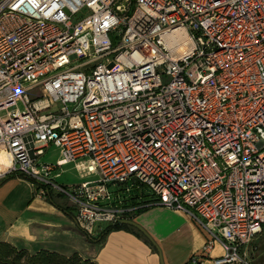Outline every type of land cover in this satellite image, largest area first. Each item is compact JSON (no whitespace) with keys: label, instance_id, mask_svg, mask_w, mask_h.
I'll list each match as a JSON object with an SVG mask.
<instances>
[{"label":"built area","instance_id":"built-area-1","mask_svg":"<svg viewBox=\"0 0 264 264\" xmlns=\"http://www.w3.org/2000/svg\"><path fill=\"white\" fill-rule=\"evenodd\" d=\"M0 112V178L65 196L84 233L161 205L205 232L190 264H256L264 0H0Z\"/></svg>","mask_w":264,"mask_h":264},{"label":"crops","instance_id":"crops-1","mask_svg":"<svg viewBox=\"0 0 264 264\" xmlns=\"http://www.w3.org/2000/svg\"><path fill=\"white\" fill-rule=\"evenodd\" d=\"M63 169L58 178L64 173L78 177L77 182L66 181L64 184L81 181L71 164ZM54 194L51 197L58 205L69 207L68 200ZM69 212L37 196L25 178L10 177L0 184V240L30 252L40 249L61 254L77 252L96 264H190L191 256L197 253L206 239L205 232L187 215L155 205L140 211L133 219L148 236L128 225L140 234L121 228L108 233L103 243H96L87 239L76 225L70 208ZM99 231L94 230L90 236H96ZM215 252H220L218 246ZM198 264L212 263L204 258Z\"/></svg>","mask_w":264,"mask_h":264},{"label":"trees","instance_id":"trees-1","mask_svg":"<svg viewBox=\"0 0 264 264\" xmlns=\"http://www.w3.org/2000/svg\"><path fill=\"white\" fill-rule=\"evenodd\" d=\"M22 177L29 179L20 174L13 173L6 175L0 180V184L10 177ZM45 198L54 204L56 207L63 209L66 213L69 212V207H62L58 205L51 197L50 190L46 188ZM121 228L132 229L136 234H140L139 231L127 224H122L120 222L106 225L102 228L96 236H90L86 233L85 236L90 241L96 243H103L108 233L113 230H118ZM0 264H96L90 258H84L79 253L73 252L71 254H61L55 251L40 249L38 251L30 252L26 249H20L12 245L7 241L0 240Z\"/></svg>","mask_w":264,"mask_h":264},{"label":"rangeland","instance_id":"rangeland-1","mask_svg":"<svg viewBox=\"0 0 264 264\" xmlns=\"http://www.w3.org/2000/svg\"><path fill=\"white\" fill-rule=\"evenodd\" d=\"M3 112H0L2 114ZM59 156V150L50 146L45 150V154L40 158L43 162H54V160ZM1 180V178H0ZM59 184H64L66 181H78V177L73 173H64L60 178L56 180ZM51 196L55 193L53 190H50ZM55 195V194H54ZM57 198H61L62 200H67V198L63 195H59ZM68 202V201H67ZM106 223L96 222L94 224V230L102 229L106 226ZM254 252V260H256L257 264H264V228L258 235L254 238L251 245Z\"/></svg>","mask_w":264,"mask_h":264},{"label":"bare ground","instance_id":"bare-ground-1","mask_svg":"<svg viewBox=\"0 0 264 264\" xmlns=\"http://www.w3.org/2000/svg\"><path fill=\"white\" fill-rule=\"evenodd\" d=\"M181 43L178 46V51H184L186 47H188V41L185 35L181 34L179 30H177ZM9 157L7 154L0 152V171L5 169V166L9 164Z\"/></svg>","mask_w":264,"mask_h":264},{"label":"water","instance_id":"water-1","mask_svg":"<svg viewBox=\"0 0 264 264\" xmlns=\"http://www.w3.org/2000/svg\"><path fill=\"white\" fill-rule=\"evenodd\" d=\"M120 223L122 224H127V225H130V226H133L135 227L136 229H138L140 232H142L144 235L148 236V234L146 233L145 229L138 223H136L135 221L133 220H130V219H124V220H121Z\"/></svg>","mask_w":264,"mask_h":264}]
</instances>
